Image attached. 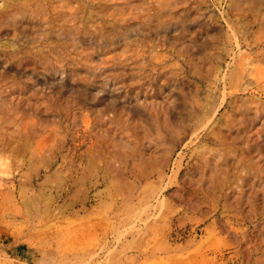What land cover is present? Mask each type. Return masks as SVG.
Wrapping results in <instances>:
<instances>
[{"label": "rangeland", "instance_id": "1", "mask_svg": "<svg viewBox=\"0 0 264 264\" xmlns=\"http://www.w3.org/2000/svg\"><path fill=\"white\" fill-rule=\"evenodd\" d=\"M0 264H264V0H0Z\"/></svg>", "mask_w": 264, "mask_h": 264}, {"label": "crops", "instance_id": "2", "mask_svg": "<svg viewBox=\"0 0 264 264\" xmlns=\"http://www.w3.org/2000/svg\"><path fill=\"white\" fill-rule=\"evenodd\" d=\"M25 253H26L25 249H20V250H18V253H16L15 255L17 257H23Z\"/></svg>", "mask_w": 264, "mask_h": 264}]
</instances>
